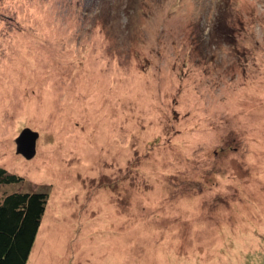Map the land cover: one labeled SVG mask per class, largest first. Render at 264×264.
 <instances>
[{
	"label": "rangeland",
	"instance_id": "1",
	"mask_svg": "<svg viewBox=\"0 0 264 264\" xmlns=\"http://www.w3.org/2000/svg\"><path fill=\"white\" fill-rule=\"evenodd\" d=\"M0 168L27 264H264V0H0Z\"/></svg>",
	"mask_w": 264,
	"mask_h": 264
},
{
	"label": "trees",
	"instance_id": "2",
	"mask_svg": "<svg viewBox=\"0 0 264 264\" xmlns=\"http://www.w3.org/2000/svg\"><path fill=\"white\" fill-rule=\"evenodd\" d=\"M21 178L0 168V185ZM46 193H12L0 199V264H27L41 225Z\"/></svg>",
	"mask_w": 264,
	"mask_h": 264
},
{
	"label": "water",
	"instance_id": "3",
	"mask_svg": "<svg viewBox=\"0 0 264 264\" xmlns=\"http://www.w3.org/2000/svg\"><path fill=\"white\" fill-rule=\"evenodd\" d=\"M38 134L29 129L21 131L15 139L16 154L22 156L25 160H31L35 156L36 141Z\"/></svg>",
	"mask_w": 264,
	"mask_h": 264
}]
</instances>
